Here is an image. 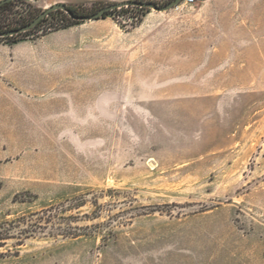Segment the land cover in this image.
Instances as JSON below:
<instances>
[{
	"label": "rangeland",
	"instance_id": "1",
	"mask_svg": "<svg viewBox=\"0 0 264 264\" xmlns=\"http://www.w3.org/2000/svg\"><path fill=\"white\" fill-rule=\"evenodd\" d=\"M202 1L0 37V264H264V0Z\"/></svg>",
	"mask_w": 264,
	"mask_h": 264
},
{
	"label": "trees",
	"instance_id": "2",
	"mask_svg": "<svg viewBox=\"0 0 264 264\" xmlns=\"http://www.w3.org/2000/svg\"><path fill=\"white\" fill-rule=\"evenodd\" d=\"M17 0H10L8 2L2 3L0 4V11H3L5 9H7L9 6H11L13 3H15ZM108 3H103L101 1H97L92 3L90 6H85L83 4H66V6L75 14V15H85V14H90L95 12L96 10H98L99 8H101L102 6L109 4ZM124 7H136L139 9H144L145 12L149 11V8L146 7H139V6H122L120 8H115L113 10L104 12V18L109 15L110 13H113L115 11H117L118 9H122ZM40 12H42V10H39V12L35 15L37 16ZM55 13H64V16L60 18V22H58V24L54 27L55 30L57 29H64L67 28L75 23H78L80 21L74 20L72 18H70L68 16V14L66 12H64L63 10L57 9V10H52L50 11L37 25H35L33 28H31L30 30L24 31V32H20L11 36H2L1 38H7V37H13V36H18V35H23L26 34L34 29H36L43 21H45L47 19L48 16L53 15ZM34 16V17H35ZM33 17V18H34ZM32 18V19H33ZM32 19L23 21L21 23H19L16 26H0V32H4L7 30H11V29H16L19 28L27 23H29ZM60 209V206H51L50 208H47L45 210L41 211V215L39 216V219L44 220L45 222L49 223L52 222V220H54V218H61L59 216V212L58 210ZM1 227V226H0ZM37 227H42V226H37ZM54 230H56L57 232H59V234H61L62 236H76V230L75 227L72 226H66L64 228H61V226H56V228H54ZM5 234L3 232H1L0 230V239H5L6 236H4ZM1 246V244H0Z\"/></svg>",
	"mask_w": 264,
	"mask_h": 264
},
{
	"label": "water",
	"instance_id": "3",
	"mask_svg": "<svg viewBox=\"0 0 264 264\" xmlns=\"http://www.w3.org/2000/svg\"><path fill=\"white\" fill-rule=\"evenodd\" d=\"M10 0H0V4L8 2ZM181 1L183 0H170L164 5H159L155 2H149V1H141V0H123L120 2H110L109 4H106L96 10L93 13L85 14V15H75L67 6L65 3L57 2L53 3L52 5L46 7L42 12H40L37 16H35L29 23L16 28L7 30L4 32H0V37L2 36H11L20 32H24L27 30H30L35 25H37L50 11L52 10H63L68 14V16L74 20L77 21H88V20H96L100 18H104V12L113 10L115 8H120L122 6H139V7H146L149 9H153L155 11H166L169 10L175 6H177Z\"/></svg>",
	"mask_w": 264,
	"mask_h": 264
},
{
	"label": "crops",
	"instance_id": "4",
	"mask_svg": "<svg viewBox=\"0 0 264 264\" xmlns=\"http://www.w3.org/2000/svg\"><path fill=\"white\" fill-rule=\"evenodd\" d=\"M97 1L120 2V1H123V0H52V3L62 2V3H65V4H89V3H94V2H97ZM183 3L185 4V2H183ZM225 3L226 2L223 1V0H203L199 4L191 5V8H192L193 13L202 12L203 8H208V7L209 8H214V9L210 10L213 13H221L222 10L217 9V8H221V7L226 6ZM181 6H182V4L177 5L176 9H179ZM149 13L150 12L147 11L145 13V15L149 14ZM224 49H225V45L224 44H219L218 45V49L215 52H213V54L218 55V57H220L219 59H221L222 58L221 56L224 55V51H223Z\"/></svg>",
	"mask_w": 264,
	"mask_h": 264
},
{
	"label": "built area",
	"instance_id": "5",
	"mask_svg": "<svg viewBox=\"0 0 264 264\" xmlns=\"http://www.w3.org/2000/svg\"><path fill=\"white\" fill-rule=\"evenodd\" d=\"M183 2L188 3V4H191V3L194 2V0H183Z\"/></svg>",
	"mask_w": 264,
	"mask_h": 264
}]
</instances>
